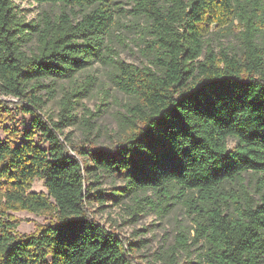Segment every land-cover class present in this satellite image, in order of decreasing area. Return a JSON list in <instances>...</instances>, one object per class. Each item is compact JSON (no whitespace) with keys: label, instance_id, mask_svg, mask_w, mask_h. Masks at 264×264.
<instances>
[{"label":"trees","instance_id":"trees-1","mask_svg":"<svg viewBox=\"0 0 264 264\" xmlns=\"http://www.w3.org/2000/svg\"><path fill=\"white\" fill-rule=\"evenodd\" d=\"M33 1L60 11L26 22L14 0H0V90L25 99L32 115L19 142L0 139V264H136L138 241H124L87 212L108 197L103 174L124 183L111 197L128 198L132 215L146 204L165 212L180 202L194 234L188 242L180 231L177 249H197L196 264H263L264 0H135L133 15L145 22L142 65L108 54L116 0ZM234 21L239 51H214L207 35ZM96 61L111 66L112 82L130 100L111 149L72 146L89 160L81 162L62 131L78 121L72 97L89 87L64 94L56 121L39 113L37 92ZM36 179L46 193L31 189ZM18 209L55 220L18 236L7 213Z\"/></svg>","mask_w":264,"mask_h":264},{"label":"rangeland","instance_id":"rangeland-1","mask_svg":"<svg viewBox=\"0 0 264 264\" xmlns=\"http://www.w3.org/2000/svg\"><path fill=\"white\" fill-rule=\"evenodd\" d=\"M116 1L118 8L107 38V46L111 49L108 54L137 65L145 64L147 60L143 51L144 42L141 39L145 22L142 18L133 15L135 0ZM14 4L18 14L26 22L38 18L42 11L52 14L60 11L59 4H39L33 0H14ZM238 30L237 21L224 28H215L213 33L207 35V42L216 52L223 48L232 54L239 51ZM33 45L34 40L26 49ZM84 86L89 87L86 94L78 92L72 97L73 112L78 121L64 126L62 131V136L69 142L70 153L78 157L81 162L89 160L78 156L72 146L111 149L118 137V113L123 111L124 104L130 100L129 96L112 82L111 66L96 61L77 72L72 79L57 80L53 89L49 85L48 89L51 90L48 92L45 88L37 92L43 100L39 113L47 121H56L59 120L64 94ZM26 103L28 102L25 99L6 95L0 90V139L20 141L21 133L29 127L32 117L24 110ZM234 145L235 141L228 137L227 147L232 149ZM123 184L114 176L102 175L100 188L108 197L103 205L94 200L86 205L87 212L92 218L107 229L114 230L124 241H138L137 245H133L135 248L133 258L136 264H172L170 260L175 253L176 264H196L197 249L186 252L177 249L176 244L182 238L180 231L184 230L188 242H191L194 234V225L185 207L180 202H176L168 207L167 211L161 212L160 207L151 208L146 204L143 205V209L137 208L138 213L132 215V204L128 198L124 197L120 204H114L111 197L113 193L121 192ZM31 189L46 193V188L40 179L34 180ZM146 194L154 199L150 191ZM7 213L8 218L15 224L14 233L18 236L36 232L43 225L55 220V213L52 212L35 213L18 209L8 210Z\"/></svg>","mask_w":264,"mask_h":264}]
</instances>
